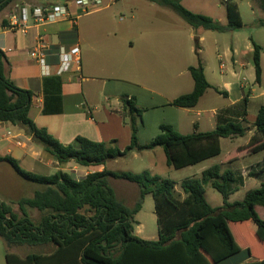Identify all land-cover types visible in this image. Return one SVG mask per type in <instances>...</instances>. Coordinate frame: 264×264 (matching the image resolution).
<instances>
[{
    "label": "trees",
    "instance_id": "obj_1",
    "mask_svg": "<svg viewBox=\"0 0 264 264\" xmlns=\"http://www.w3.org/2000/svg\"><path fill=\"white\" fill-rule=\"evenodd\" d=\"M13 1L0 0V12ZM147 1L172 9L195 30L204 28L225 33L239 31L243 27L235 2L227 3L228 24L223 25L210 16L187 10L181 4L183 0ZM195 42L194 51L199 57L200 41L197 39ZM253 46L255 81L259 84L263 75V48L256 42ZM4 59L5 55L0 51V122L25 130L35 145L41 146L60 164L75 162L84 167H96L126 157L132 151L141 153L160 146L169 166L184 169L219 156L222 138H241L249 130L242 124L247 116V94L237 105L221 111L212 131H198L195 125L193 133L184 135L171 125L162 124L152 141L140 145L138 131L145 109L138 106L134 96L123 95L120 98L122 112L123 116L129 117L131 128V143L124 150L116 146V140L93 141L81 135L77 136L75 144L66 145L29 117L33 91L19 88L8 78ZM189 71L194 81L193 91L173 99L171 106L193 109L208 89L228 96L226 91L209 83L201 59L198 66L190 67ZM62 86L61 75L44 79V115L64 113ZM238 110L242 111V120L225 116ZM254 128L248 147L254 154L263 153L260 172H264V105L260 107ZM0 162H7L20 178L40 186L32 197L18 202L20 214L0 200V238L10 248L54 246L49 254L31 253L22 257L8 252L6 264H264V258L251 261L250 257H255L252 248L241 242L232 229L234 226L250 227L257 242L264 243V221L256 210L264 207V182L245 193L241 201L229 203V197L244 185V178L230 168L224 169L222 164L205 168L198 178L182 181V197L176 195L177 183L174 180L149 171L116 173L104 168L77 179L62 169L51 176L28 172L10 155L0 157ZM249 176L255 174L250 172ZM110 178L135 182L140 187V199L135 206L128 207L117 198ZM205 185H211L223 196L222 206L213 208L208 203ZM148 194L155 202L159 227L156 240H145L135 233L134 217L141 211ZM30 208L42 213L37 222L31 219ZM206 236L209 237L207 241ZM241 254L247 255L249 260L239 261Z\"/></svg>",
    "mask_w": 264,
    "mask_h": 264
},
{
    "label": "crops",
    "instance_id": "obj_2",
    "mask_svg": "<svg viewBox=\"0 0 264 264\" xmlns=\"http://www.w3.org/2000/svg\"><path fill=\"white\" fill-rule=\"evenodd\" d=\"M47 1L14 0L11 3L14 5L55 3L53 0ZM117 1L111 2L105 8H101L93 14L89 13L79 16L75 23L65 20L48 25L32 26L26 33L11 28L10 14L14 5L12 9H9L10 3L0 12V51L5 55L6 75L19 88L33 91L34 95L29 117L34 123L39 127L46 128L53 136L66 145L75 144L77 136L81 135L93 141L110 142L111 140H116V144H119L120 147H127L131 143V131L127 126H123L122 105L106 98L105 94L108 83L105 80L101 85L100 79L96 76L106 71V67L111 63H115L122 69L121 72L127 78H131L129 80H133L132 78H134V82H137L131 88L123 89L122 92L129 94V96H134L137 99V104H139L140 100L144 101L147 97H150L154 107H169L172 109L170 110L172 112L166 113L164 117L157 120L154 124V136L152 140L160 132L159 127L162 124L171 125L178 131L182 122L186 123V120H188L192 130L195 131V125H197V130L200 131L201 115L207 111L211 114L212 119L215 120L214 124L216 126L217 117L223 109L237 105L245 95L249 94L247 116L246 120L242 122L243 126L248 127L249 130L241 138L221 139V145L223 139H231L232 142V145L228 147L227 159L221 162V164L223 166H233L238 164L240 160L252 155L248 146L251 137L255 133L254 122L257 120L260 107L264 105V91L257 95L255 94V89L250 87L251 83L247 79V83L243 82L245 81V78H243L239 81L240 84L230 79H240V74L242 73L237 72L238 67L239 69H245L250 64L242 56L246 53L248 56H251L254 46L248 42L245 51L243 47L233 43L231 47L226 46L222 50V55L227 57L233 65V68L230 69V79L225 80L223 85L212 84L208 77L209 72L205 69V75L209 83L213 87L228 93L226 97L227 103L210 110L208 108L198 109L200 104L209 103L210 93L219 94L214 89H208L193 109L171 106L170 103L173 99L182 94H189L194 89L193 79L192 82L188 78L186 81L182 79L186 73L190 74L189 69L193 66L190 64V52L193 49L192 29L183 30L182 28H178L176 23L172 24L171 18L162 13L163 21H169L168 28L160 27L153 30H140L136 33L130 34V32H127L124 35H120L112 24V18L107 13L108 8ZM71 10L73 13H80V10L75 6ZM39 34H44L46 40L51 45L50 53L47 57V66L37 63L30 57V51L36 45ZM75 44L79 45L81 65L80 69L73 73L61 74L63 78L62 98L64 113L46 116L42 112L44 108V79L51 75H57L60 49L64 48L69 51V48ZM263 54L264 49L261 57ZM220 55L219 58H221ZM220 62L223 63L221 59ZM220 69L221 72L225 73L226 66L222 70L220 65ZM262 72L263 75L261 76L259 85H264L263 69ZM247 88L249 90L245 94ZM233 92H235L234 96H232ZM105 101L109 102L110 109L106 107ZM194 115L198 117V120H195ZM225 116L235 120H242V111L229 112ZM112 124L116 127L114 135L107 133V127L112 126ZM14 136H17V138H14ZM23 138H27L30 144H25L22 141ZM239 139H245V142L234 145V142H237ZM32 140V137L17 125L0 122V157L12 156L19 161L22 169L34 174H38L36 171H40L43 166H51L57 171L63 169V166L74 164V162L65 165L60 164L52 155L43 151V149H34ZM16 141L21 142L22 146H18ZM262 160L258 161L256 165L241 167L238 170V174L242 175L244 182L251 177L256 178L261 173ZM5 164L8 163L0 162V179L1 177L3 179L0 181V187L10 191L9 171L7 170L10 165L5 167ZM105 166L101 165L92 168H97L96 171H102ZM246 172H253L255 176L247 177ZM6 175L7 179H4ZM31 184L34 185L31 195L19 198L17 205L21 199L32 197L35 190L40 188L35 183L31 182ZM233 195L229 197V203H233L231 201ZM0 200L7 204L10 203L6 198L0 197ZM8 252H15V250L10 248ZM263 258L259 257L256 259L255 257H250L251 261ZM238 260L248 261L249 259H247V255L241 254Z\"/></svg>",
    "mask_w": 264,
    "mask_h": 264
},
{
    "label": "rangeland",
    "instance_id": "obj_3",
    "mask_svg": "<svg viewBox=\"0 0 264 264\" xmlns=\"http://www.w3.org/2000/svg\"><path fill=\"white\" fill-rule=\"evenodd\" d=\"M26 1V0H22ZM43 1V0H41ZM62 0H53L55 3H60ZM116 0H103V8H105L111 2H115ZM45 2H48L45 0ZM235 2V4L239 8V12L242 17L243 27L239 31H227L225 33H219L215 31L206 30L204 28L193 29L189 24L179 16L175 11L169 9L159 4H151L146 0H118L115 4L111 5L107 13H109L110 17L113 21V26L116 28L117 32L120 35H124L127 32L136 33L140 30H153L155 28H168L169 21H163V17L161 14L167 15L172 19V24L176 23L178 28H182L190 30L193 32V49L190 52V64L193 66H198L199 59H201V64L205 69L208 70L209 80L210 82L223 85V82L227 79H230V69L233 68L231 62L227 57L222 55V50L226 46H232L238 44L243 47V50L246 51V44L248 42L253 45V42H256L258 45L262 46L264 49V8L262 6V0H183L181 4L187 8V10L197 13L210 16L212 19L220 20L223 25L228 24L227 18V3ZM28 4V3H26ZM13 3L9 6V9H12ZM93 14V13H92ZM199 39L201 50L199 51V57L195 54L194 49H196V40ZM219 54L221 58H219ZM245 54V53H244ZM246 62L249 61V65L243 69L238 67L237 72L240 74V79L231 81L240 84L243 78H245L251 83L250 87L255 89V94H260L264 91V85H259L255 81V69L254 63L252 59V55L248 56L247 53L242 56ZM220 59L226 66L225 73L221 72L220 69ZM261 67L264 70V54L261 57ZM243 70L244 73H243ZM122 69L118 67L115 63H111L106 67V71L103 73L96 75L100 79V84L104 83L106 80V98L112 100V102H117L121 104L120 98L123 95H129L122 92L123 89L131 88L135 83L133 80H129L131 78H127L124 73L121 72ZM206 72V70H205ZM189 79L192 82V78L190 74L186 73L185 76L182 77L183 80ZM239 90V88H238ZM248 88L245 90V94L248 93ZM240 91V90H239ZM210 101L207 104H200L198 109L208 108H218L221 105L227 103L226 97L223 95H219L216 93H210ZM235 92L232 93L234 96ZM101 100H103L101 98ZM104 101V100H103ZM137 101V99H136ZM264 101V99H263ZM258 102V101H256ZM150 97H147L144 101L140 100L138 106L145 109L143 114L142 123L139 124L138 131V139L139 144L144 145L150 142L154 136L153 129L154 124L157 120L164 117L166 113L172 112L169 107H154L152 105ZM105 105L108 109L111 108L108 101H105ZM173 116V115H172ZM123 126H127L131 131L129 125V117H122ZM195 120H198V117L194 115ZM214 119H212L211 114L207 111L206 113L201 115L200 121V131H212L215 129ZM116 127L112 124V126L107 127L108 134H115ZM180 133L184 135L191 134L194 130H192L191 125L188 120L186 123L182 122L181 126L178 128ZM25 144H30L27 141V138H23L22 140ZM240 141V142H239ZM245 142V139H239L237 142H234V145L242 144ZM232 145L231 139H223L221 145V154L217 157L211 158L209 160H204L203 162L191 166L188 168H180L176 169L172 166H169L167 163V158L165 152L160 146L152 149L145 150L141 153L136 151L130 152L126 157L118 158L116 160H110L106 163L105 168L112 170V172L116 173H135L140 174L143 171H149L152 174H157L162 178L174 180L176 184V195L182 196V187L181 182L188 178H198L204 168H210L215 164H221V162L226 161L229 149L228 147ZM116 146L120 150H124L125 147H120L119 144ZM34 149L40 150L41 146L33 145ZM42 151V150H41ZM249 157L242 159L236 165H224L223 168H230L236 174L239 173V169L245 166L256 165L258 161L262 160L263 153L254 154ZM40 159V158H38ZM46 164V163H44ZM9 164H5L7 167ZM7 169L9 171V185L11 186V190L7 191L3 187H0V197L6 198L9 200L10 204L17 213L20 214L19 206L17 205V201L21 197H27L31 195L33 190V184L28 182L14 172L11 166H8ZM40 169V168H39ZM249 169V168H248ZM64 172H68L73 175L77 179H81L84 176L89 174L92 171H96L97 168H89L81 166L74 162V164L69 166H63ZM56 172V169L53 167H41L40 171H36L40 176H51ZM249 172H246V176H249ZM7 179V175L4 177ZM2 177L0 181H2ZM264 182V173H259L256 178L251 177L244 182V185L240 186L238 192H236L232 197L231 201H241L244 198L245 193L249 190H254L258 185ZM110 183L115 189L117 198L121 200L128 207H133L140 199V187L135 184V182H131L124 179H112L110 178ZM3 184V182H2ZM6 184V182H5ZM206 192L205 196L208 203L213 207L217 208L220 205H223V196L211 185H205ZM183 197V196H182ZM38 209H29L28 213L32 220L38 221L40 220L42 213L39 212ZM257 212L260 215V218L264 221V207L257 208ZM135 233L139 237L145 240H156L159 238V227L157 223L156 210H155V202L151 194L145 196L142 209L139 214L135 215ZM233 232L237 235V238L241 239L246 246L251 247L255 257H264V243H258L255 233L252 231L250 227L238 228L234 226ZM240 230L243 233H240ZM209 240V237L206 236L205 241ZM15 250L17 254L22 257H25L31 253L38 254H49L54 250V246L46 245V246H13L11 248ZM10 251L9 246L6 242L1 238L0 239V264H6V254Z\"/></svg>",
    "mask_w": 264,
    "mask_h": 264
},
{
    "label": "built area",
    "instance_id": "obj_4",
    "mask_svg": "<svg viewBox=\"0 0 264 264\" xmlns=\"http://www.w3.org/2000/svg\"><path fill=\"white\" fill-rule=\"evenodd\" d=\"M75 6L80 13H73L71 8ZM103 0H62L60 3H43L39 5L16 4L10 14L11 28L26 33L32 26L48 25L59 21H71L75 23L79 16L83 14L94 13L103 8ZM50 43L46 40L44 34H39L36 45L30 51V57L39 64L47 66V57L50 53ZM59 68L56 74L73 73L80 69V49L75 44L69 48L60 49ZM222 70L225 64L221 63ZM17 138V136H14ZM18 146L21 142L16 141Z\"/></svg>",
    "mask_w": 264,
    "mask_h": 264
}]
</instances>
